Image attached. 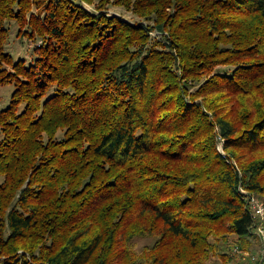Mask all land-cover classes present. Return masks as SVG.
Segmentation results:
<instances>
[{"label":"trees","instance_id":"1","mask_svg":"<svg viewBox=\"0 0 264 264\" xmlns=\"http://www.w3.org/2000/svg\"><path fill=\"white\" fill-rule=\"evenodd\" d=\"M4 83L0 264H259L264 0H0Z\"/></svg>","mask_w":264,"mask_h":264},{"label":"rangeland","instance_id":"2","mask_svg":"<svg viewBox=\"0 0 264 264\" xmlns=\"http://www.w3.org/2000/svg\"><path fill=\"white\" fill-rule=\"evenodd\" d=\"M84 6H86L89 10H93V5L88 4L86 2L83 3ZM41 8H38L36 5L33 6V11L36 13H39ZM39 11V12H38ZM110 12H113L117 15L123 16L125 19H131L136 20L135 16L131 11H128L127 9L123 7H115L112 6L110 8ZM31 14V13H30ZM42 14V13H41ZM5 26L8 28V34L4 42V48L6 51L10 52L16 60L19 59H26L28 61L31 60L34 54V47L38 46L41 42L39 38L34 39L30 37L29 35H26L23 33V31L26 29H22L19 22H17L15 19H7L5 22ZM154 36H157V32H152ZM195 88L193 87L192 90ZM14 90V85L11 83H4L0 84V109L6 107L11 99L12 92ZM1 136V135H0ZM218 148L220 151L223 152V146L222 141L220 138H218ZM245 189V187H244ZM248 193V204L250 208H252L253 204H264V200L260 199L255 195L254 193ZM253 212V211H252ZM264 225V220H261L259 218V223ZM210 241L216 244V251L210 253L209 259L206 261L207 264H222V258L221 253H231V246L232 241H224L223 239L215 240L214 237H210ZM152 243L151 239H144L141 238L138 240V248L141 249L144 245ZM230 243V244H229ZM263 246V241L261 238L257 235L252 238V245L250 247L251 253H259ZM239 254V261H242L246 263L248 259H242L240 258ZM246 258V257H245ZM234 260L232 262H229L228 264H233Z\"/></svg>","mask_w":264,"mask_h":264},{"label":"built area","instance_id":"3","mask_svg":"<svg viewBox=\"0 0 264 264\" xmlns=\"http://www.w3.org/2000/svg\"><path fill=\"white\" fill-rule=\"evenodd\" d=\"M255 216L260 218L261 220H264V204H253L252 208H250ZM254 231L256 235H258L261 240L263 241V246L259 253L257 254H251L250 252H246V255H251L252 260L258 261L259 264H264V225L263 224H255ZM237 250V249H236Z\"/></svg>","mask_w":264,"mask_h":264}]
</instances>
